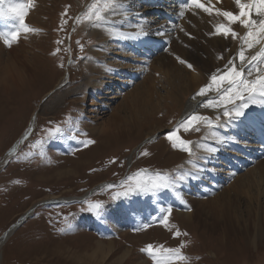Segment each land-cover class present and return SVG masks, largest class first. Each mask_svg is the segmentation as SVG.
Masks as SVG:
<instances>
[{"label":"rangeland","instance_id":"rangeland-1","mask_svg":"<svg viewBox=\"0 0 264 264\" xmlns=\"http://www.w3.org/2000/svg\"><path fill=\"white\" fill-rule=\"evenodd\" d=\"M40 1H42L40 9L33 14L29 25L38 31L23 35L26 39L22 38L18 41L16 47L13 49V46L8 52L13 54L6 55L0 64V70H3L11 81V84L7 83V88L0 87V164H2L0 167V238L31 207L44 201L81 199L89 194L87 200L101 202L103 209L100 221L93 213L82 210L87 208L84 201L40 206L0 247V264H97L88 262L84 252L89 248L90 252H94V248H97L101 241L105 244L107 242V245L111 244L112 249L104 257L105 259L103 257L100 259V264H152L147 255L140 251L146 245L177 248L182 243L186 245L182 252L189 257V264H264V170H261L264 167L255 170L257 176L255 173L247 176L243 184L241 183L243 186L238 183L240 179L233 180L222 192H215L214 197L199 198L194 201L187 199L181 202L182 206L179 210L172 209L168 228L160 223V219L153 223L154 227L142 232L134 233L126 229L117 237L109 234L110 237L101 238L103 233H109L107 229L117 231L113 228L115 224L112 218L115 219L117 226L120 220L126 222V225L119 229L130 227L137 220L138 213L131 214L125 204L121 203L130 197H137L138 193L111 199L117 192L123 191L120 185L129 176L141 169H146L149 173L160 171L169 174L173 166L179 164L181 165L173 172L177 175L184 173L181 168L183 163L187 162L185 160L188 157L187 153L174 149L165 137L173 130L174 122L184 115L185 108L181 103L192 102L193 99L190 100V96L204 82L203 70L210 69L212 63L210 50L212 49L209 47L205 51L208 59L188 50L189 59L199 58L202 61L197 60L200 69L196 73L193 72V75L196 74L200 80L188 93L183 96L175 94L178 96L176 98L175 95L169 97L166 94V89L163 87L167 86L169 80L171 81L174 67L168 64L160 65V62H173V59L169 56H160L158 58H161V61L156 59L153 63V73L133 88L135 90L141 87L149 94L151 91L155 99L151 103L158 105V108L152 110L146 106L148 114L137 113V103L132 97L127 96L128 93L131 94V90L125 96L122 95L121 108L119 106L122 101L103 117L97 114L98 105L96 104L101 99L94 98L92 102L93 96H85L83 93L84 80L90 76L91 72L85 65L90 55L84 57L87 54L81 51V47L84 46L83 50L85 48L89 52V48L97 45V39L99 43L102 41L101 46L104 47V40L113 41L118 38L117 46L123 39L119 36H109L105 31L94 28L91 24L77 23L76 17L84 14L85 7L92 0H85L82 5L78 0ZM64 21L67 22L64 23ZM118 21L121 26L126 23L122 18ZM72 35H74L73 39L77 37V40H80L77 41L79 47L76 45L77 56L75 57L69 54ZM185 47L202 49L199 39ZM183 49L180 46L175 47V51L180 55ZM70 57L72 62L68 70L69 73L72 72V79L62 88L56 89L66 81V64ZM181 66L186 68L184 65ZM164 67L171 72L170 78H167ZM157 74L160 75L159 78H156ZM19 75L22 76L21 80L17 78ZM173 89H175L174 86ZM153 91H163L160 92L162 97H156ZM35 113L37 116L31 135L13 156H9V150L19 142L30 123L32 124ZM195 113L199 112L193 111L192 114ZM121 115L134 122L131 126L133 133L127 137L115 136L111 132L96 136L91 132V129L96 127L105 128V123ZM202 116L212 118L213 113H205ZM67 118H71L74 124H78L80 130L88 134L87 137L77 136V139H69L70 126L65 123ZM57 125L65 129V134L54 139L48 138L46 130ZM200 127L201 134L196 131H180L178 134L185 140H193L200 135L195 143L197 144L203 138L204 129H206L203 125ZM150 135L155 137L148 138ZM83 139H94L96 143L85 148L78 143ZM38 141L43 143L39 144ZM142 143H146L143 152L147 151L149 154L142 155L132 169V173L130 171V175L125 176L127 163L132 157L133 150ZM41 151L44 156L40 155ZM198 154L203 156L199 151ZM197 163L200 169L203 168L201 161L198 160ZM263 163L264 158L257 165ZM152 168L157 170H151ZM253 175L256 176L254 179ZM260 176L262 178H259ZM181 182H179L178 191H180ZM97 187L100 188L94 190ZM140 195L150 197L151 193ZM219 195L224 198L221 196V199ZM215 198V209L222 202H229L227 210L231 211V219L236 221L238 237L223 239L222 236L218 237L217 233L210 234L204 229L214 230L213 227L217 225L218 220L213 216L218 211L221 213L219 208L217 212L211 211V217L209 216L206 220L207 223L196 220L194 214L200 213L198 209L201 204L199 203L208 204V200ZM164 199H166L165 196ZM159 203V200H156L154 204L146 200V204L143 205L138 202L130 204L131 208L138 209L140 206L143 208ZM119 204L121 205L116 209ZM119 211L123 212L119 213ZM94 217L99 221L97 226H104L102 234L97 233L100 228L97 229L94 225L96 221ZM104 218L111 219L112 224L105 222ZM177 230L180 232L179 236L175 235ZM255 230H259L256 242L253 239L247 241L246 234L252 235ZM184 233L188 235L185 236Z\"/></svg>","mask_w":264,"mask_h":264},{"label":"snow or ice","instance_id":"snow-or-ice-1","mask_svg":"<svg viewBox=\"0 0 264 264\" xmlns=\"http://www.w3.org/2000/svg\"><path fill=\"white\" fill-rule=\"evenodd\" d=\"M216 2L220 3V0H216ZM234 4L239 10L238 13L223 11L212 5L210 0L208 5L202 2V0H186V3L182 5L183 9L195 8L207 13L209 16L214 14L217 17H222L226 23L214 25V32L212 34L224 36L225 38L231 37L233 40L239 38L241 41V47L238 52L241 67H237L234 64V60H229L226 71L220 75L213 73L209 83L201 87L195 96H193V99H196L197 96L206 97L210 92H215L216 98L207 100L201 106L214 110L223 109L222 116L225 118L226 123L235 121L254 123L259 120L261 124H264V67H262L264 65V0H246V2L245 0H234ZM32 6L33 0H25L23 3H16L14 0H0V19L15 21L11 31L6 33L0 32V40H3L6 47L11 48L13 42H18L21 34L26 35L38 31L29 27L25 22V17ZM123 8V0H92L84 14L76 17V21L77 23H88L94 28L102 29L109 36H119L120 38L127 39L128 37L123 33L104 27L108 22L109 13L115 14L121 12V14L126 15V13L122 12ZM180 15L183 16L184 12L181 11ZM66 22L64 21V23ZM236 24L246 29L243 36H239L233 29L232 25ZM146 25L147 21L136 25L138 28V31L135 33L136 38L148 35ZM157 35H163V32H158ZM57 43L61 42L57 41ZM257 45H260V48L254 55L247 56L245 54L246 50H252ZM81 51H83V47H81ZM179 62L186 64L184 60H179ZM246 62L249 65H253L247 72L242 67ZM187 67L192 69L193 66L187 64ZM253 107H258L262 111L260 113L250 111ZM220 121V115H217L214 120L207 116L192 115L188 119L179 122L165 137L174 149L187 153L189 157L188 163L192 165V169L195 171L172 176L171 174L161 172L149 173L148 170L141 169L123 181L120 185L123 191L117 192L111 199L115 200L121 196L137 193L156 195L164 191H171L175 193L178 199L183 200V197L176 192L179 182L188 181L189 179H199L196 173L202 171L198 167L197 161L205 159V157L198 156L197 152L202 151L208 155H212L218 152L220 148L211 147L206 143L194 144L191 140L181 138L178 133L181 129L185 132H200V125H203L208 130L204 139L214 140L221 148L226 147L230 143L239 144L240 141L238 139L226 138L217 134L214 129L223 126ZM65 123L70 126L68 129L69 139H77V136L87 137L88 134L82 132L78 124H74L71 118H67ZM64 134L65 129L59 125L46 130V135L50 139L63 136ZM38 143L42 144L43 142L38 141ZM78 143L87 148L90 145H94L96 141L94 139H83L79 140ZM148 154L147 151L141 153L143 156H147ZM40 155L44 156L43 151H41ZM109 187L113 186L109 185ZM83 203L87 205V208L82 210L93 213L97 218L101 216L103 209L101 202L85 200ZM185 207H187L186 204ZM188 210L190 211L191 209ZM162 211L165 212V215L161 218L160 223L168 228V220L171 216L172 208L169 207ZM147 227L149 225H142L137 231ZM175 235L179 236L180 232L177 230ZM184 235L188 234L184 233ZM184 247L186 245L183 243L177 248L148 244L140 251L147 255L152 264H189V257L182 252Z\"/></svg>","mask_w":264,"mask_h":264},{"label":"bare ground","instance_id":"bare-ground-1","mask_svg":"<svg viewBox=\"0 0 264 264\" xmlns=\"http://www.w3.org/2000/svg\"><path fill=\"white\" fill-rule=\"evenodd\" d=\"M136 1L137 0H123L124 8L122 9V12L126 13V15L121 14V12H117L115 14L109 13L108 16H110L111 18L108 17V22L105 24L104 27H108V26L110 27L111 26V27H113L115 29L119 28L121 26V25H119V21H118L119 18H122L127 24H130V18H129L130 11H129L128 7L130 6V4L135 5ZM145 1L147 3L154 2V4L157 6V8L159 10L162 9V12H164L168 16L171 15V13L169 12L168 8L165 7L167 4L172 3V2H169V0H164L163 3H161V4H160V0H145ZM245 2H246V0H245ZM127 3H129V4H127ZM224 3H228L229 6L225 7V8H220L221 10H223V11H232L234 13H238L239 10L236 8V6L234 4V0H227V1H224ZM198 11L201 12V10H199V9H198ZM193 17H194L193 15H190V18H192V20L194 21V24H195L196 28H201L205 32L209 30V25L210 24H215L216 25L217 23H226L223 20L222 17H217L215 15H213V17H207V16H205L203 14V17H201V18H198V17L193 18ZM232 27L239 34V36H243L245 34V32H246V29L241 27L239 24L232 25ZM123 34L125 36H128V35L131 34V32L129 31V32L123 33ZM208 37H209V39L205 38L204 34L199 33V40H200V44H201V47H202L201 50H203V52H201V53L205 54V51L210 47L212 49V50H210V53H211V51H214V52L220 53V55H222V54L225 55V54H227V52H226L227 48H233L232 52L235 54L234 57L238 58V49L241 47V41H240L239 38L236 39V40H239V41H235L231 37L225 38L224 36H220V35L212 36L210 34ZM117 40H119V39L117 38L116 40H113V41L104 40V42H103V44L105 45V47H104V46H101L102 45V41L99 43V41L97 39V45L95 47H91L90 48V54H91L92 58L87 60L86 61L87 63L85 65H86L87 69H89L91 74H90V76L87 79L84 80V91H83V93H84L85 96L86 95L93 96L96 100H97V98L98 99H102L101 96L104 93H106L104 91V89H111L112 86L115 85L117 80H116V76L112 74V68L114 69L116 67L115 63H117V62L113 60L111 55L116 53V51L119 48V47L116 46V41ZM202 41H206L207 42V46H203L202 45V43H203ZM189 45H190V43H189ZM259 48H260V45H257L256 48H254L252 50H246V52L247 53L250 52V56H251V55H254L257 51H259ZM8 52H10V50L5 49L0 44V64L2 63V61H4V57L6 55L13 54V53H8ZM181 56L185 57L186 59H188L189 61H192L194 63L202 62L201 59H199V58H197V60L199 62L197 60L189 59L190 58V52L187 50V47H186V49L182 50ZM227 56H229V54ZM160 59L157 58V60H160ZM221 61L222 60H216L214 58V56L212 55V61H211L212 63H211L210 69L208 71L203 70L204 74L205 73L208 74V73L214 71L213 70L214 67L215 68L216 67L220 68L222 66ZM117 64H119V63H117ZM166 64L171 65V66L174 67L173 74H172L173 76H172L171 81L169 80V83L167 82V86L166 87L162 86L163 89H166V94L169 97H173L175 94L176 95L179 94V95L183 96L185 93H188L190 90H192L194 88V86H196V83L200 80V79H198L196 77L197 76L196 74L193 75L194 71H190L187 68L182 67L180 64H177L175 61H173V62H170V61L163 62V61H161L160 62V65H166ZM195 65L197 66V69H200L198 64H195ZM109 69H111V71H109ZM167 70L168 69L164 67V71H165V74H166L167 78H170V75H171L170 73L171 72L168 70V73H167ZM69 77H70V73H69V70L67 69L66 81L64 83H62L61 85L64 86L68 82ZM17 78L19 80H21L22 76L19 75ZM104 79H105V81H103ZM204 79H205V77H204ZM8 82L11 84V81H10L9 77L7 76V74L3 70H0V87L4 89V87L7 85ZM164 82H166V81L164 80ZM207 82L209 83L208 79H207ZM139 85H140V83H139ZM173 86L175 87V89H173ZM5 88H7V86ZM60 88H62V87H60ZM114 88H117L116 85H115ZM169 88H170V90H169ZM153 92L156 94V97H162V95L160 94L161 91L160 92L153 91ZM130 93L131 94L128 93L127 96L128 97H132V99H134V101L138 105L137 108L140 109V110L137 109V113L140 112L142 115L143 114L145 115V114H148V108L147 107H149L152 110H156L158 108V105H155V104L151 103L152 101H155V99L152 96L153 93L151 91H150V94H149L147 91L142 90L141 87H137V89L132 90V92H130ZM107 94H109V93L107 92ZM176 95H175V98L178 97ZM209 95H213V93H209L206 97L197 96L196 99L192 98L193 101L192 102L189 101L187 104H186V102H182V103L180 102L181 104L184 105V108H185L184 109V116L186 117L189 114H192L193 111H197L199 113H201V112L210 113L211 112V113H213L212 119L214 120L217 115H220L222 117L220 123L223 126L217 127L214 130L220 136H223V137H226V138L238 139L240 141V143L239 144L233 143V146H230V144H231L230 143L226 147H222L221 148V146L216 144V142L214 140H212V139H204L205 135L208 132L207 129H204L203 138L202 139L200 138L201 140L198 143H206V144H208L211 147L217 146V147L220 148V150L218 152L213 154L215 156V158H214L215 161L219 160L218 159L219 153L225 154V155H228V156H231L232 154H234V152H236L235 147H234L235 145L239 147V150H240L241 146H244L245 147L244 151L247 152V153H251V151L248 150L249 147L258 148V146L254 144V141L251 140L250 137L248 136L249 130H250V129L247 130V127H248V125L250 123L249 121H245L243 123L240 122V121H235V122H232V123H226L225 122V118L222 116L223 109L214 110V109L204 108V107L201 106L204 102L209 100V98L211 97ZM175 98H174V100H175ZM115 99H117L115 96L109 98L110 101L115 100ZM119 99L120 98H118L117 100H119ZM181 101H182V99H181ZM122 103H123V100L120 103L119 108H121V104ZM250 111L257 113L259 111V108L258 107H253V108L250 109ZM35 121H36V117L33 118V122L31 124L30 130L28 131L27 134H24V137H29L30 133H32L33 126L35 125ZM132 123H134V122H131L130 120H127L126 116H122L121 115L120 117L111 119L109 122L105 123V126H106L105 128L100 129L99 127L98 128L96 127L94 129H91V132L93 134H95L96 136L101 135L102 133L111 132L115 136H119V137L120 136H122V137L126 136L127 137V135L133 133L132 130H131ZM255 124L259 125V128L260 129L262 128L264 130V126L260 123L259 120H257L255 122ZM162 132H160V134ZM152 137H155V135H150L148 138H152ZM21 140H22V138L19 140V142L16 144V146H14V148L12 149L13 152L20 148ZM228 149H230V151H227ZM199 153L203 154L202 157L206 158L207 153H204L202 151H199ZM198 156H200V155L198 154ZM238 157L242 158L240 152L238 153ZM245 160L249 164V166L247 167V172L244 173V174L238 175V176L236 175V173L231 174L232 177L230 178V181H232L233 178L236 177L234 180H239L240 179L238 181V183H240V185H241V183L243 184V182L245 181L244 179L247 178V176H249L250 174H254V173L257 176L255 170H260L261 167H264V163H263V164L256 165L254 168H251L252 165L259 163L262 160V158H259L257 160H253V159H245ZM199 161L202 162V167L203 168H201L202 171H199V172L196 173V175L199 176V179H194V180L192 179V182H195V183H201V182L204 181V179L208 178V173L204 172V171H206L207 161L205 159H200ZM191 166L192 165L189 164L188 161L187 162L185 161L183 163V167L181 168V170L184 173L193 172V170L191 169ZM261 170L263 171L264 169L262 168ZM240 172H242V169H241ZM259 172H261V171H259ZM257 173H258V171H257ZM256 176L253 175L252 178L254 179ZM261 176L259 178H262ZM215 177H216V174L211 175V179H213ZM215 179L217 180L215 183H220L223 180L221 178V176H218V178H215ZM256 180H257V178H256ZM241 186H243V185H241ZM258 187H259V189H261L259 185H258ZM224 194H225V192H224ZM224 194H223V196H224ZM221 196L219 195L218 197L221 198ZM221 199H220V201H221ZM223 200H227V199H223ZM215 201H216V198L213 199V200H208L207 201L208 204H205V202L204 203H199V204H201L199 206V209H198V211H200V213L197 212L196 214H194V216L196 217V220H199V221H201L203 223H207L208 221L206 222V220L209 218L210 214L212 213L211 211H216L217 212L218 208H219L221 213L218 211L216 213V215L213 216V217H215V219L218 220L217 225H215L213 227L214 230H211V229H208V228H204V229L206 231L210 232V234H212L213 232L217 233V236L218 237L222 236L223 239H226V238L232 239V238H236V236L238 237V229H237V226H236V221L231 219V211L227 210V206L229 205L228 204L229 202L224 201L220 205H218L217 209H215V207H216V205L214 204ZM135 210L137 211L138 209H135ZM122 212L123 211H119V213H122ZM137 213L139 214V216H141L140 212L137 211ZM203 216H204V218H201ZM201 219H203L204 221H202ZM135 222H136V220H135ZM118 225H119V226H117L118 228L119 227H124L126 225V222L120 220L118 222ZM258 231L259 230H255L254 233L252 232L253 233L252 235L246 234L245 238L247 239V241H251L253 239L256 242L257 232ZM11 235H9L8 237H3L2 236V238H0V247L3 246V244H5V242L8 240V238ZM243 237H244V234H243ZM107 244H108L107 242L105 244L104 241H101L100 244H98V247L94 248V252H90V248L88 250H86L84 252V256L87 257L86 260L88 262H91V263L100 264V259L102 257L104 258L107 255V253L109 251H111V249H112V245L111 244L107 245Z\"/></svg>","mask_w":264,"mask_h":264},{"label":"crops","instance_id":"crops-1","mask_svg":"<svg viewBox=\"0 0 264 264\" xmlns=\"http://www.w3.org/2000/svg\"><path fill=\"white\" fill-rule=\"evenodd\" d=\"M33 16V15H32ZM85 27H89V26H85ZM95 47V46H94Z\"/></svg>","mask_w":264,"mask_h":264}]
</instances>
